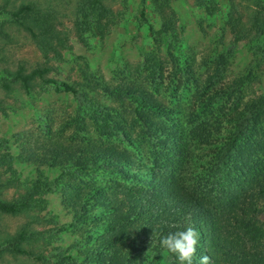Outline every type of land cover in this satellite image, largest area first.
<instances>
[{"label": "rangeland", "instance_id": "obj_1", "mask_svg": "<svg viewBox=\"0 0 264 264\" xmlns=\"http://www.w3.org/2000/svg\"><path fill=\"white\" fill-rule=\"evenodd\" d=\"M81 1L0 0V199L19 201L36 181L52 187L39 182L43 188L20 214L0 211V264H98L92 245L109 231L95 224L102 218L115 223L110 245L125 257L137 254L146 227L158 229L160 220L143 215L121 224L142 184L116 170L155 168L162 146L148 138L146 122L174 124L186 142L188 176L211 187L223 183L230 165L234 125L246 122L236 111L264 95V0H101L105 15L88 18L79 15ZM25 7L31 16L19 20ZM151 50L159 62L152 80L143 66ZM42 67L44 78L79 92L39 78L25 91L12 80L18 70ZM82 99L103 104L123 132L100 135L88 114L82 118ZM260 120L256 142H264V108ZM201 122L215 131L208 143L191 133ZM101 147L106 153L97 158ZM255 148L253 162L264 166V149ZM70 154L86 161L81 173L66 160ZM167 258L147 251L138 262Z\"/></svg>", "mask_w": 264, "mask_h": 264}, {"label": "trees", "instance_id": "obj_2", "mask_svg": "<svg viewBox=\"0 0 264 264\" xmlns=\"http://www.w3.org/2000/svg\"><path fill=\"white\" fill-rule=\"evenodd\" d=\"M102 7L106 9L101 0H82L79 15L88 18L92 13L97 12L99 17H103L105 13ZM32 9V7L22 8L17 13V18L25 19L24 14L31 16ZM261 59L264 63V48ZM143 66L151 80L155 79L159 70L156 50L146 53ZM47 72V67L36 68L26 75L18 70L12 76V80L20 84L25 91H29L32 81L39 78L53 84L57 89L72 94L79 92L77 87L67 82L44 78ZM84 99L81 100L83 105L80 106L83 112L82 118L88 114L100 135L117 136L123 132L120 125L110 118L111 114L103 104L92 99ZM263 108L264 95H261L252 102L246 103L244 110L236 111L239 114L237 121L244 119L246 122L234 125L233 145L226 153L230 165H226L227 172L223 183H214L211 187L204 185L200 178L188 176L186 161H184L186 142L183 141L182 136H178V131L173 128L175 125L159 129L146 122L148 138L155 139L157 145L159 144L162 148L156 150L155 168L146 165L148 171L129 166L125 169L124 166L117 165L116 171L121 173L123 180L133 179L142 184V188L132 195L129 215L124 216L121 224L124 225L136 217L147 215L151 220H160V226L158 229L146 227L142 245L134 246L138 249L137 254L125 257L117 252L115 245H110L116 239V232H113L115 229L112 226L115 223L104 221L103 218L101 221L97 220L100 224L95 223L96 225H103L106 227L105 231L109 230L92 245L94 253L100 257L98 264H140L138 258L147 251L157 255L165 251L168 255L165 262L153 264H179L177 257L161 246L160 239L162 236L183 231L188 227L195 228L198 233L197 251L193 257V264H200V257L203 255L210 257V264H264V242L261 241L264 240V224L257 218V214L261 211L259 203L264 202V166L253 162L255 146L264 149V142H256L254 137V131L257 132L261 122L260 115ZM79 119L77 118V122L79 121L77 125L79 130H82L84 125H81ZM207 125L201 122L191 131L192 135L203 143L210 142L215 136L214 129L207 128ZM101 152L106 153V149L101 147L95 150L97 158L98 153ZM75 158V154H70L66 160L75 167L73 169L75 173H81L86 161L80 160L79 157L76 160ZM82 162L84 164L80 165ZM118 162L124 164V161L118 160ZM109 164L114 165V161H109ZM62 176L58 177V180H61ZM39 182L47 190L52 189L50 182L36 181L29 194L23 195L19 201L3 202L0 199V211L17 215L31 206L32 196L43 188H40ZM54 182H51V185H54ZM90 216L88 214L87 218ZM20 238L23 239V235H20ZM17 240L18 238L14 239V241ZM15 250L17 253L25 254V251L18 246H15Z\"/></svg>", "mask_w": 264, "mask_h": 264}, {"label": "clouds", "instance_id": "obj_3", "mask_svg": "<svg viewBox=\"0 0 264 264\" xmlns=\"http://www.w3.org/2000/svg\"><path fill=\"white\" fill-rule=\"evenodd\" d=\"M160 244L168 252L174 254L179 264H193V257L197 251L198 233L193 227L162 236ZM200 264H210V257H200Z\"/></svg>", "mask_w": 264, "mask_h": 264}]
</instances>
